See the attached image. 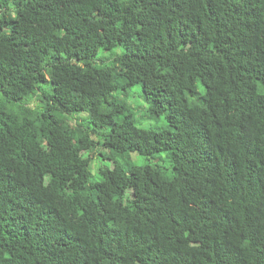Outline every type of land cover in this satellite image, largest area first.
<instances>
[{
  "label": "trees",
  "instance_id": "16d2710c",
  "mask_svg": "<svg viewBox=\"0 0 264 264\" xmlns=\"http://www.w3.org/2000/svg\"><path fill=\"white\" fill-rule=\"evenodd\" d=\"M0 264H264V0H0Z\"/></svg>",
  "mask_w": 264,
  "mask_h": 264
},
{
  "label": "rangeland",
  "instance_id": "374dc122",
  "mask_svg": "<svg viewBox=\"0 0 264 264\" xmlns=\"http://www.w3.org/2000/svg\"><path fill=\"white\" fill-rule=\"evenodd\" d=\"M113 51H116V49H113ZM132 111L134 112L135 118L137 120V124L139 126L156 128L167 125V121L164 115L161 116L153 115L147 109L141 107L135 108L134 110L132 109ZM164 153L165 152H162L160 154L151 157L150 161H155V162L158 161L159 159H161ZM142 160H140L139 163L146 161L145 157H142Z\"/></svg>",
  "mask_w": 264,
  "mask_h": 264
},
{
  "label": "clouds",
  "instance_id": "9594fccd",
  "mask_svg": "<svg viewBox=\"0 0 264 264\" xmlns=\"http://www.w3.org/2000/svg\"><path fill=\"white\" fill-rule=\"evenodd\" d=\"M125 48L126 47H122V46H120L119 48H117L116 49V51H113V49L112 50H109L111 53H112V55L114 56L113 58H115V56L117 57L118 55H122L123 54V52H124V50H125ZM83 114H81L82 116H85L86 118H88L89 117V115H88V113L87 112H82ZM70 119V121H71V124H75L74 123V117H73V115L69 118ZM165 126H167V125H165ZM164 127V126H163ZM130 193H132V191H130Z\"/></svg>",
  "mask_w": 264,
  "mask_h": 264
}]
</instances>
